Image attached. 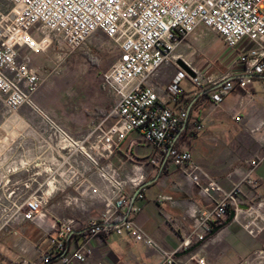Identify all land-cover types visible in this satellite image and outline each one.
I'll list each match as a JSON object with an SVG mask.
<instances>
[{
    "label": "built area",
    "instance_id": "2783aa9c",
    "mask_svg": "<svg viewBox=\"0 0 264 264\" xmlns=\"http://www.w3.org/2000/svg\"><path fill=\"white\" fill-rule=\"evenodd\" d=\"M0 5V102L8 115L28 109L37 118L39 154L16 155L13 147L0 155V239L15 226L32 222L48 239V246L36 260L19 264H82L93 255L91 241L99 236L127 234L151 249L154 241L135 225L140 212L135 199H144L153 174L169 161L213 208L192 212L194 225L182 237L179 252H186L207 240L215 242L213 230L223 227L231 212L241 211L239 186L225 192L194 162L191 150L182 141V127L189 120L161 101L153 80L161 68L174 64L178 76L172 90L179 94L183 79H189L196 95L210 90L212 101L220 104L225 95L247 91L256 77L264 76V0H5ZM62 38L71 52L90 38L102 34L119 51L115 65L102 76V88L113 99L107 114L81 135L72 134L35 101L41 78L30 59L20 57L17 44L35 27ZM204 26L220 36L236 54L230 72L205 77L196 70L190 76L177 64L176 48ZM20 36V37H18ZM240 117L235 118L240 121ZM201 124L194 130L200 132ZM256 128L253 131H257ZM137 134L136 143L147 153L138 158L122 151L128 137ZM31 152V151H30ZM121 153L130 161L122 174L113 163ZM251 166L259 164L252 160ZM23 174L22 179L16 176ZM108 189L102 193L93 177ZM252 187L256 183L249 180ZM64 206L76 208L86 202L107 204L100 216L81 223L75 218L51 217L46 208L60 193ZM158 204L172 202L159 194ZM248 220L243 228L256 237L264 233V200L251 199ZM83 239L79 242L77 238ZM180 259L176 253H162L159 264H208L197 252ZM240 264H264V249Z\"/></svg>",
    "mask_w": 264,
    "mask_h": 264
},
{
    "label": "crops",
    "instance_id": "0c3cea01",
    "mask_svg": "<svg viewBox=\"0 0 264 264\" xmlns=\"http://www.w3.org/2000/svg\"><path fill=\"white\" fill-rule=\"evenodd\" d=\"M202 34L199 27L192 38L198 40ZM220 40L221 53L217 61L230 72L236 54ZM206 68L193 67L202 76H217L210 73L212 65ZM178 70L174 64L164 66L153 83L166 106L176 112L186 110L189 113V120L182 127V141L191 150L194 162L209 179L225 192L235 186L241 189V211L236 218L230 219L229 216L215 235V242L207 240L197 244L194 252L203 256L208 264H240L264 249V233L254 237L242 226L248 220L247 211L253 204L251 199L264 200V76L256 77L247 91L227 94L220 104H216L212 101L210 90L196 95V88L186 78L179 84L182 92L176 94L172 90V82L178 76ZM237 116L241 118L240 121L235 120ZM2 117L5 122L0 125V155L9 147L14 148L16 155L39 154L36 116L30 111H19L18 114ZM195 124H201L203 129L200 132L194 130ZM256 128L258 130L253 131ZM136 139L137 134L130 135L122 151H131L142 158L147 150L142 144L136 143ZM252 160H259V164L251 166ZM113 163L122 174L131 168L130 161L125 160L121 153L114 157ZM23 177V174L16 176L17 179ZM249 180L257 186L252 187ZM93 181L102 193L108 192L101 179L95 176ZM74 194L71 189L58 194L46 208L47 213L54 218H75L86 223L106 210L107 204L102 201L86 202L76 208L64 206V197ZM159 194L171 196L173 201L158 204L156 198ZM134 203L141 210L133 221L143 234L154 241L157 249H151L127 234L99 236L91 241L93 255L82 264H159L162 253H176L185 260L187 254L179 250L182 237L194 225L192 212L209 210L214 206L212 201L201 196L199 187L192 185L178 166L170 161L151 176L145 198L135 199ZM82 239L79 236L77 241ZM47 246L48 239L37 224L27 222L15 226L0 239V264L36 260Z\"/></svg>",
    "mask_w": 264,
    "mask_h": 264
},
{
    "label": "rangeland",
    "instance_id": "374dc122",
    "mask_svg": "<svg viewBox=\"0 0 264 264\" xmlns=\"http://www.w3.org/2000/svg\"><path fill=\"white\" fill-rule=\"evenodd\" d=\"M0 5L3 9L7 7L5 0H0ZM201 30L203 34L198 40L190 35L173 55L192 69L205 70L212 65L213 75L228 73L217 61L221 53L220 36L204 26ZM17 47L20 57L29 58L40 75L41 85L35 101L71 133L85 132L108 113L113 99L102 88V76L118 61L119 51L104 35L93 36L80 49L71 52L61 37L37 26ZM21 111L29 112L26 108ZM6 115L5 108H0V125L4 124L2 116Z\"/></svg>",
    "mask_w": 264,
    "mask_h": 264
},
{
    "label": "water",
    "instance_id": "95a60500",
    "mask_svg": "<svg viewBox=\"0 0 264 264\" xmlns=\"http://www.w3.org/2000/svg\"><path fill=\"white\" fill-rule=\"evenodd\" d=\"M178 65L180 68H182L185 72H187L190 76L194 77L195 76V72L192 68H190L188 65H186L183 61H178ZM235 216V213L232 211L230 214V219H233ZM221 229V227H217L215 228V230H213L212 235H215L217 232H219V230ZM198 245L192 247L191 249H189L188 251L185 252V254H188L190 252H193Z\"/></svg>",
    "mask_w": 264,
    "mask_h": 264
},
{
    "label": "bare ground",
    "instance_id": "6f19581e",
    "mask_svg": "<svg viewBox=\"0 0 264 264\" xmlns=\"http://www.w3.org/2000/svg\"><path fill=\"white\" fill-rule=\"evenodd\" d=\"M10 139V138H9ZM10 142V141H9Z\"/></svg>",
    "mask_w": 264,
    "mask_h": 264
}]
</instances>
